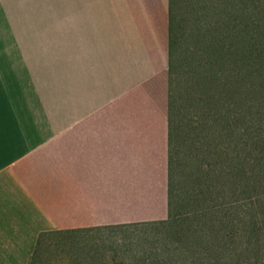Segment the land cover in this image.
I'll return each mask as SVG.
<instances>
[{
    "label": "crops",
    "instance_id": "obj_1",
    "mask_svg": "<svg viewBox=\"0 0 264 264\" xmlns=\"http://www.w3.org/2000/svg\"><path fill=\"white\" fill-rule=\"evenodd\" d=\"M168 132V0H0V264L166 218Z\"/></svg>",
    "mask_w": 264,
    "mask_h": 264
},
{
    "label": "rangeland",
    "instance_id": "obj_2",
    "mask_svg": "<svg viewBox=\"0 0 264 264\" xmlns=\"http://www.w3.org/2000/svg\"><path fill=\"white\" fill-rule=\"evenodd\" d=\"M213 1L218 8L219 0ZM229 9L232 24L236 17L239 21L247 20L248 27L241 33L244 45L264 38V0H233ZM212 16L214 26L221 27L223 18L218 10ZM219 38L222 41L213 40L216 42L201 55L197 44V49H186L188 40L183 41L187 46L180 48L186 55L181 69L176 58L170 59L168 175L171 212L179 219L178 224L107 226L52 235L34 264H219L204 257L206 253L211 256L208 249L217 246L220 252L222 246L233 252L231 259L224 256L223 264H264L263 205L256 191L264 155L260 147L253 146L245 131L244 137L243 130L237 133L235 128L233 136L224 134L221 126L226 122L219 116L229 110L232 117L231 113L240 107L251 131H255L264 119V87L253 90L245 82L260 76L251 74L250 68L235 72L231 63L222 68L220 62L221 68L217 70L207 66L216 59L218 47L224 41L218 35ZM198 63L205 70L206 88L219 89L213 87V81L217 82L212 77L215 74L229 77V89L216 102H206L207 94L198 91ZM241 71L247 75H240ZM240 90L246 100L240 101L235 95ZM238 101L243 104L238 106ZM240 166L244 167L243 174L226 170ZM243 213L254 221V227H243L239 219ZM231 232L237 234L233 238L227 236ZM255 239H259L258 246H253ZM243 258L246 263L238 261Z\"/></svg>",
    "mask_w": 264,
    "mask_h": 264
},
{
    "label": "trees",
    "instance_id": "obj_3",
    "mask_svg": "<svg viewBox=\"0 0 264 264\" xmlns=\"http://www.w3.org/2000/svg\"><path fill=\"white\" fill-rule=\"evenodd\" d=\"M233 0H219V7H215V2L213 0H168V91L171 92V83L169 81L170 72V59L176 58L178 60V67L181 69V66L185 63V56L182 52H180L181 47H186L187 44L183 43V41L188 40V46L186 47L191 48L189 49H197L195 44L198 45V54H205L208 52V48L211 47L214 42L222 41L220 38L218 39V35L224 38V41L219 45V51L216 54V59H212L208 62V67L213 66L216 70L220 69L221 67H226L228 63H231L236 71L240 68L243 70H247L250 68L251 74L258 73L260 76L256 75L257 77L254 78L252 81L248 80L245 81L250 83V86L253 90H258L260 86L261 88L264 87V38L261 41H255L253 45H244L241 42V33L245 32V29L248 27L247 20L245 18H239L236 16L235 24H232V20L230 17V9ZM240 1V0H238ZM222 7V8H221ZM218 10V14H220V18H223V23L220 26L215 27L214 23L212 22L213 16L212 14ZM222 16V17H221ZM230 39L225 42L226 39ZM216 40V41H213ZM235 41V43H234ZM193 42V43H192ZM193 44V45H192ZM214 51V50H213ZM213 53V52H211ZM199 55V56H200ZM214 56V54H210ZM204 56V55H202ZM199 62V61H198ZM221 62V67L219 66ZM199 64V63H198ZM178 70V69H177ZM204 73L205 70L203 67L198 65V91L204 92L207 94V97L204 99L206 102H216L218 96H222L226 90L229 89V77L227 75H220L215 74L213 75L217 82H214V86L218 87L219 89L213 90L212 88H206L204 83ZM247 75V72H240V75ZM235 79H231L233 82ZM240 81L244 82L243 79H239ZM255 80V81H254ZM244 82V84H245ZM242 91H238L235 95L238 96L240 101L245 99L244 95H242ZM170 94H168V124H169V132H168V140L170 142V122H171V112H172V100L169 98ZM246 100V99H245ZM239 102V101H238ZM233 104V103H232ZM239 102V105H242ZM264 109V104L262 106ZM226 111V110H225ZM260 113V110L258 111ZM229 110L226 113L220 114L222 121L226 123L221 126L222 131L224 134L228 136H233V130L241 133V136L247 133L249 138L252 141L253 146L256 148L260 147L261 153L264 155V119L263 123L259 124V128L257 127L255 131H251V127L248 125V120L243 116V113L240 110V107L237 112L231 113L232 117L228 115ZM206 114V113H205ZM243 125L242 129L238 127L239 125ZM227 131V132H226ZM246 133H245V132ZM258 138H260L258 140ZM168 142V144H169ZM259 145V146H257ZM249 160L248 162L251 163L253 161ZM264 164V160L261 161ZM244 166V165H241ZM226 169L227 172L234 173H244V167ZM224 169V168H223ZM222 169V170H223ZM225 170V169H224ZM248 173V171H246ZM170 184H169V175H168V216L163 219H154V220H145V221H136V222H129V223H120V224H111V225H98L92 227H83V228H64V229H52V230H43L38 233L36 238L35 246L30 254L27 264H34L37 257L41 254L43 246L45 245L46 241L52 235H61L68 232H74L77 230L82 229H95L107 226H137V225H148V224H157L161 226H174L178 224L179 219L176 215L172 214V201L170 198ZM256 191H258V199L261 200L263 205L262 207V216L264 221V168L261 171V174L258 177V181L256 182ZM170 213V214H169ZM240 222L243 224V227H254V221L248 220L247 215L245 213L241 214ZM232 221V220H231ZM170 225V226H169ZM183 229V228H182ZM218 234V233H217ZM237 233H228L227 236L234 237ZM215 236V235H212ZM217 237V236H216ZM259 239H255L253 246H258ZM211 254L207 255L204 254L205 258L209 261L213 260L214 263L223 264V258L225 256L226 259H231L233 257L231 249H227L226 247L222 246L221 252L218 251V246L216 248L208 249ZM258 252H256L257 254ZM260 257V256H259ZM259 257L256 258V261L259 260ZM240 263H246V260L239 259Z\"/></svg>",
    "mask_w": 264,
    "mask_h": 264
}]
</instances>
